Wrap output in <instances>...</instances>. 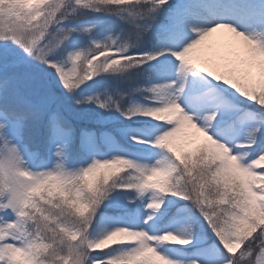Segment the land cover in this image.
Instances as JSON below:
<instances>
[{
    "label": "snow or ice",
    "instance_id": "6c2138e0",
    "mask_svg": "<svg viewBox=\"0 0 264 264\" xmlns=\"http://www.w3.org/2000/svg\"><path fill=\"white\" fill-rule=\"evenodd\" d=\"M0 264H264V0H0Z\"/></svg>",
    "mask_w": 264,
    "mask_h": 264
}]
</instances>
